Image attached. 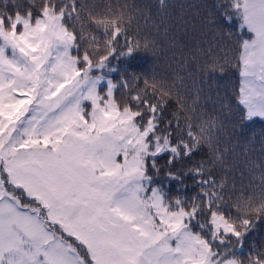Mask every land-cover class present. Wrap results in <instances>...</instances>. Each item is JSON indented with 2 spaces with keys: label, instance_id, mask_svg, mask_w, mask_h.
Wrapping results in <instances>:
<instances>
[{
  "label": "snow or ice",
  "instance_id": "6c2138e0",
  "mask_svg": "<svg viewBox=\"0 0 264 264\" xmlns=\"http://www.w3.org/2000/svg\"><path fill=\"white\" fill-rule=\"evenodd\" d=\"M129 7L0 4V264H264V247L242 258L264 220V164L249 168L251 194L226 199L213 174L229 170L213 146L217 122L197 115L199 95L154 74L142 87L139 76L114 82V61L141 51ZM214 7L246 30L234 65L241 119L264 120V0ZM204 146L210 155L184 169L199 191L169 198L151 174L158 158L183 184L171 166Z\"/></svg>",
  "mask_w": 264,
  "mask_h": 264
},
{
  "label": "trees",
  "instance_id": "16d2710c",
  "mask_svg": "<svg viewBox=\"0 0 264 264\" xmlns=\"http://www.w3.org/2000/svg\"><path fill=\"white\" fill-rule=\"evenodd\" d=\"M3 0H0L2 4ZM29 0H17L26 8ZM103 9L111 3L113 7L129 5L128 11L134 19L130 25L133 39L141 41V51L114 61L118 71L112 78L118 81L121 76L131 83L133 76H139V86H143L145 77L153 74L169 85L174 82L182 95L189 100L199 95L197 115L203 113L205 120L215 119L217 129L213 146L223 154L228 166L227 175L224 169L217 167L214 175L217 182L226 179L228 188L235 181L237 191L230 193L225 189V198L234 201L243 188V195L251 194L248 185L252 182L253 173L249 168L253 163L264 164V120L259 118L244 121L241 119L242 107L236 95L239 88V73L234 67L237 48L241 38H247L246 30L239 29L238 20L232 17L226 20L224 8L214 6L225 0H88ZM139 9V11H135ZM23 10V9H22ZM149 42L147 51L143 42ZM122 42V38H121ZM218 65L212 70V65ZM219 66H223V71ZM179 78V79H178ZM182 81V82H179ZM117 100L125 102L124 89L116 92ZM175 103L169 104L164 116L170 118ZM196 118L193 123H197ZM206 146L195 152L191 158L178 161L171 166L183 178V184L165 177L168 171L166 155L158 160L160 173L151 174L155 183L163 186L170 196L191 197L199 191L193 184L192 176H184V169L209 156ZM243 177V179H241ZM235 212V209L232 210ZM206 220V216L199 217ZM264 247V220L257 222L255 228L246 238L242 258L248 253Z\"/></svg>",
  "mask_w": 264,
  "mask_h": 264
},
{
  "label": "rangeland",
  "instance_id": "374dc122",
  "mask_svg": "<svg viewBox=\"0 0 264 264\" xmlns=\"http://www.w3.org/2000/svg\"><path fill=\"white\" fill-rule=\"evenodd\" d=\"M173 196H170V198H172Z\"/></svg>",
  "mask_w": 264,
  "mask_h": 264
}]
</instances>
